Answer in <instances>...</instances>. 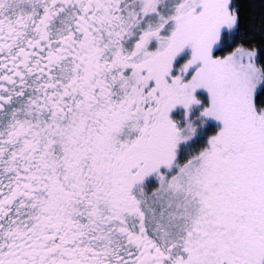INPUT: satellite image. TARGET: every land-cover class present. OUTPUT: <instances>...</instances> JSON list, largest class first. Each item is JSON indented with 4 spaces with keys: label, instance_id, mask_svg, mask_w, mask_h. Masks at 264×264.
<instances>
[{
    "label": "snow or ice",
    "instance_id": "1",
    "mask_svg": "<svg viewBox=\"0 0 264 264\" xmlns=\"http://www.w3.org/2000/svg\"><path fill=\"white\" fill-rule=\"evenodd\" d=\"M0 264H264V0H0Z\"/></svg>",
    "mask_w": 264,
    "mask_h": 264
}]
</instances>
